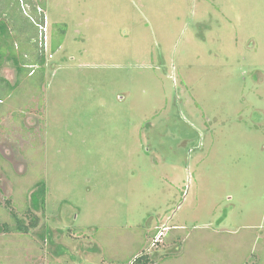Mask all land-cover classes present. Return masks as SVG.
Returning <instances> with one entry per match:
<instances>
[{"label": "rangeland", "instance_id": "rangeland-1", "mask_svg": "<svg viewBox=\"0 0 264 264\" xmlns=\"http://www.w3.org/2000/svg\"><path fill=\"white\" fill-rule=\"evenodd\" d=\"M37 8L63 42L0 97V221L40 224L0 264H264V0H0L20 54Z\"/></svg>", "mask_w": 264, "mask_h": 264}, {"label": "trees", "instance_id": "trees-1", "mask_svg": "<svg viewBox=\"0 0 264 264\" xmlns=\"http://www.w3.org/2000/svg\"><path fill=\"white\" fill-rule=\"evenodd\" d=\"M40 5L43 8H46L43 1L40 2ZM36 10L38 12V8ZM38 14L36 15L37 19L33 18V21L39 27V24L44 23V18L41 11L40 13L38 12ZM1 17L2 16H0V68L7 60H12L18 72V80L14 85H12L9 80L0 76V92H2L0 93V97H4L2 96L4 92H8L7 94H9L11 91L15 90L18 87V85L22 82V76H27L31 69L32 73L35 72L33 68L34 66H38L40 68V71L44 72L46 59L44 49L41 48L40 44V47H38V41L36 43V49L38 50L37 54L36 52L33 53L35 51L34 49H23L22 57V54L17 52L16 49V46L18 47V44L13 34L14 28L12 30V28L10 27L12 24L10 23V21H6ZM54 37L55 36L52 35V39L50 42V51L52 53H55L61 47L63 42L61 38L59 40H56ZM36 186L41 187L42 196L43 198H45V181L40 180L36 183ZM8 211L11 216V221H0V228L5 233L28 234L32 229H35L40 224V217L37 214H34L28 206L24 210H20L19 208L15 209L13 205H11L9 206ZM25 219H27L28 221L26 222ZM150 261L151 260L147 255H139L135 257V259L132 261V264H148ZM129 262L131 261H128L125 264H130Z\"/></svg>", "mask_w": 264, "mask_h": 264}, {"label": "built area", "instance_id": "built-area-1", "mask_svg": "<svg viewBox=\"0 0 264 264\" xmlns=\"http://www.w3.org/2000/svg\"><path fill=\"white\" fill-rule=\"evenodd\" d=\"M39 29H40V37H39V44L41 48L44 50L48 49L50 45L49 37L47 35L48 28L47 25L39 24Z\"/></svg>", "mask_w": 264, "mask_h": 264}]
</instances>
